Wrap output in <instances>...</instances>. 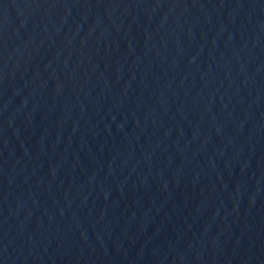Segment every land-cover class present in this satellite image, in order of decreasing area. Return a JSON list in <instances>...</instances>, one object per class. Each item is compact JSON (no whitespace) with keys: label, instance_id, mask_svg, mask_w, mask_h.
<instances>
[{"label":"water","instance_id":"95a60500","mask_svg":"<svg viewBox=\"0 0 264 264\" xmlns=\"http://www.w3.org/2000/svg\"><path fill=\"white\" fill-rule=\"evenodd\" d=\"M0 264H264V0H0Z\"/></svg>","mask_w":264,"mask_h":264}]
</instances>
